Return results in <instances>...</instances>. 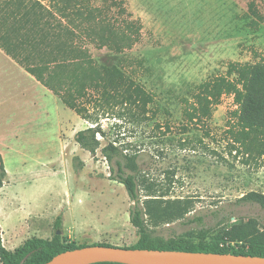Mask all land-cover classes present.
I'll list each match as a JSON object with an SVG mask.
<instances>
[{"label":"rangeland","instance_id":"374dc122","mask_svg":"<svg viewBox=\"0 0 264 264\" xmlns=\"http://www.w3.org/2000/svg\"><path fill=\"white\" fill-rule=\"evenodd\" d=\"M250 1L263 15L257 30L249 25ZM124 3L141 24L138 43L120 55L88 48L97 64H119L153 102L147 113L134 106L108 111L88 106L102 132L96 135L100 148L113 143L133 155L140 204L152 200L159 213L173 214L171 220L148 223L153 237L196 244L198 230L206 228L211 229L208 243L247 248L227 234L248 222L264 232V210L239 202L250 192L264 195V154L253 159L227 146L224 131L235 109L231 96L222 97L204 124L186 131L182 100L190 99L200 83L223 75L229 63L264 57V0ZM38 86L25 88L36 105L25 108L26 121L33 116L35 123L26 126L23 157L12 152L5 157L10 184L0 190V245L13 251L31 238L50 240L59 231L74 245L134 246L138 236L129 223L132 203L124 187L110 179L100 148L91 155L73 139L93 121H84ZM181 209L183 215L175 217ZM57 217L61 229L54 227Z\"/></svg>","mask_w":264,"mask_h":264},{"label":"trees","instance_id":"16d2710c","mask_svg":"<svg viewBox=\"0 0 264 264\" xmlns=\"http://www.w3.org/2000/svg\"><path fill=\"white\" fill-rule=\"evenodd\" d=\"M247 16L253 17L249 25L257 30L263 22V15L256 9L254 1L248 3ZM140 37L141 24L127 11L124 0H0V49L67 109L84 121H93L92 127L76 132L73 138L91 155L100 148L96 135L102 132L88 106L104 111L111 106H134L147 113L153 97L126 75L119 64L111 67L97 64L88 47L120 55L132 49ZM223 96H231L235 105L224 131L227 146L249 158H259L264 154V57L257 58L254 63L231 62L223 75L196 86L191 98L182 100V117L186 123L183 130L210 119L212 109L220 104ZM100 153L109 164L110 179L124 187L132 203L129 223L138 240L127 248L264 258V232H258L252 222L234 226L228 232L231 239L247 245V248L238 250L208 243L206 239L211 229L206 228L198 230L196 244L153 237L148 223L151 220H171L173 214L159 213L152 200L140 204L133 155L124 154L113 143L101 147ZM5 177L0 156V188ZM143 184L145 189L149 188L145 181H141ZM239 202L255 204L264 210V195L261 193L250 192ZM181 215L182 209L175 217ZM61 226L62 220L57 217L54 227L61 229ZM56 232L50 240L31 238L12 252L0 245V264H45L65 251L86 246H110L102 243L70 244Z\"/></svg>","mask_w":264,"mask_h":264},{"label":"crops","instance_id":"0c3cea01","mask_svg":"<svg viewBox=\"0 0 264 264\" xmlns=\"http://www.w3.org/2000/svg\"><path fill=\"white\" fill-rule=\"evenodd\" d=\"M19 79L21 82L18 83ZM26 82L29 83V86H26ZM38 85L32 76L0 49V156L4 169L5 157L11 152L13 155L23 157L26 126L35 123L33 116L26 121L25 108L34 110L36 105L34 101L25 96V93L28 92L25 88H40L41 86ZM6 92L14 93V97H4L3 94ZM47 93L53 96L48 90ZM47 118L50 120V117ZM5 172L6 177L0 190L10 184L6 169Z\"/></svg>","mask_w":264,"mask_h":264},{"label":"water","instance_id":"95a60500","mask_svg":"<svg viewBox=\"0 0 264 264\" xmlns=\"http://www.w3.org/2000/svg\"><path fill=\"white\" fill-rule=\"evenodd\" d=\"M60 235V232H56ZM264 264V258L233 254L129 249L86 246L65 251L45 264Z\"/></svg>","mask_w":264,"mask_h":264}]
</instances>
